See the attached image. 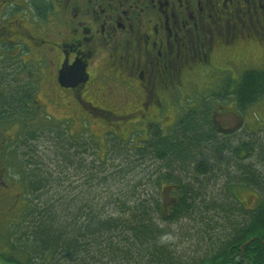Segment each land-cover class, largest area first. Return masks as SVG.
I'll use <instances>...</instances> for the list:
<instances>
[{"label": "flooded vegetation", "instance_id": "1", "mask_svg": "<svg viewBox=\"0 0 264 264\" xmlns=\"http://www.w3.org/2000/svg\"><path fill=\"white\" fill-rule=\"evenodd\" d=\"M258 51L264 58V0H0V124L49 122L50 104L73 100L81 111L126 117L147 141L157 133L148 132L153 125L182 112L175 98L188 93V83L205 78L212 89ZM70 68L86 79L67 86L61 70ZM94 95L126 111L86 97ZM223 99L210 114L227 137L241 128V115ZM229 113L233 123L217 119ZM177 120L158 133L170 135ZM0 133L1 159L9 144ZM169 196L167 205L176 200Z\"/></svg>", "mask_w": 264, "mask_h": 264}, {"label": "rangeland", "instance_id": "2", "mask_svg": "<svg viewBox=\"0 0 264 264\" xmlns=\"http://www.w3.org/2000/svg\"><path fill=\"white\" fill-rule=\"evenodd\" d=\"M258 52V55L251 57L249 65L223 72L222 85H212V89H208L202 85L205 78L197 85L188 83L185 87L188 93L179 91L175 98L176 106L182 112L177 116L175 110L170 111L167 119L169 123L155 124L148 132H158L160 124L166 127L167 132L173 116L180 120L188 112L199 113L206 109L211 117L213 102L224 97V106L241 115V128L227 137L236 142L237 138L245 139L251 134L255 137L262 136L264 131L259 130L264 128V95L244 110L238 108L233 97L234 82L241 78L244 70L264 68V58H261L263 53ZM86 97L113 111L124 112L127 108L113 105L110 101H99L100 95ZM183 105H188L187 109L182 108ZM77 107L73 100L64 101L60 106L50 104L47 111L53 117L49 122L39 120L0 124V131L4 132L9 144L6 156L3 155L0 159L3 167L0 170V264H14L7 259L12 256L20 258L22 262L27 260L32 242L26 239L28 236L24 233L28 232L26 228H32L33 220L41 217L45 204L52 206V213H56L58 224L65 225L77 218L79 225V222H86L90 217L103 219L111 214L119 215L121 211L117 210L123 199H128L129 205L139 203V199L144 197L160 199L162 191L166 194L165 201L171 199L169 195L173 194L172 187H169L167 181L162 179L161 183L156 182L160 172L164 171L160 167L161 161L151 155H136L135 147L143 145L147 134L142 127L134 131L133 126L125 124L126 117H118L116 112L97 113L87 111V107L81 111ZM225 118L231 123L235 119L230 113L217 116L219 121ZM29 130L32 136L27 134ZM222 150L225 155L230 156L226 148ZM223 165L226 172L228 167ZM228 170L234 174L232 166ZM33 174H39L44 184L42 190L37 192L31 188L30 179ZM210 174L212 180L205 184L208 193L205 196L223 200L219 194H223L232 185L225 183V174L220 175L218 170H212ZM140 182L142 184L136 187L135 196L128 197L129 185ZM232 189L230 191H234V195L246 209L257 207L261 201L262 195L251 186L238 184ZM201 207L198 211L203 213L193 215L196 218L175 219L168 224L162 223L160 218H154L161 224L160 227L169 225L167 240L170 241L169 247L175 262L201 258L208 253L209 246L214 241L212 232H205L200 227L202 218L199 216H203L205 211L203 205ZM216 211L206 212L207 216L213 218L211 224L217 228L215 232L223 225L222 213L218 211L216 214ZM152 215L156 216L154 213ZM229 216L236 218L235 214H227L226 217ZM55 226L57 227V223ZM21 249H24L25 255ZM93 254L99 261L91 259L88 264H118L110 261L109 255L102 257L95 249ZM122 263L144 264V261Z\"/></svg>", "mask_w": 264, "mask_h": 264}, {"label": "trees", "instance_id": "3", "mask_svg": "<svg viewBox=\"0 0 264 264\" xmlns=\"http://www.w3.org/2000/svg\"><path fill=\"white\" fill-rule=\"evenodd\" d=\"M234 86L236 105L244 110L264 95V68L244 70ZM208 112L206 109L199 113L188 112L170 135L157 132L142 146L135 147L136 155H151L161 161L164 171L156 182L161 183L163 179L173 187L172 197L176 200L171 205L164 200L163 191L160 199L144 197L130 205L128 199L119 197L122 202L116 209L121 211L119 215L111 214L103 219L94 216L79 225L76 218L74 222L61 225L56 222L52 206L45 204L41 217L33 220L32 228H26L28 232L24 233L32 242L27 260L22 262L13 256L7 259L14 264H88L91 259L99 261L93 254L95 249L102 257L109 255L110 261L118 264L132 260L144 261V264H264V134L260 137L251 134L245 139L237 138L236 142L221 137ZM259 131L263 132L264 128ZM27 134L32 136L30 130ZM223 148L230 156L225 155ZM223 164L228 168L232 166L234 174L229 173L228 168L225 172ZM212 170L225 174V183L232 187L238 184L253 187L262 195L258 206L246 209L234 191H230L232 187L219 194L224 201L205 196L208 194L205 184L212 180ZM30 181L34 191L42 190L44 184L39 174H33ZM140 184L129 185L128 197L135 196ZM201 205L205 211L199 216L202 218L200 227L212 232L214 241L201 258L175 262L167 240L169 225L160 227L154 218L166 224L175 219L196 218L193 215L203 213L198 211ZM210 211L222 213L223 225L217 232L211 224L213 218L206 214ZM227 214H235L236 218H227Z\"/></svg>", "mask_w": 264, "mask_h": 264}, {"label": "water", "instance_id": "4", "mask_svg": "<svg viewBox=\"0 0 264 264\" xmlns=\"http://www.w3.org/2000/svg\"><path fill=\"white\" fill-rule=\"evenodd\" d=\"M71 70L72 68L61 70V81L65 82L67 86L75 85L78 83V81L86 79V76L83 74V71L79 73V72H74V71L72 72ZM75 75H77V77Z\"/></svg>", "mask_w": 264, "mask_h": 264}]
</instances>
